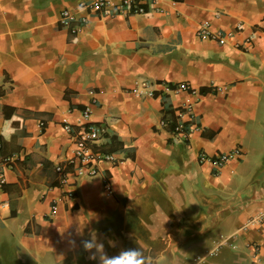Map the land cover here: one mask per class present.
<instances>
[{
	"label": "crops",
	"instance_id": "crops-1",
	"mask_svg": "<svg viewBox=\"0 0 264 264\" xmlns=\"http://www.w3.org/2000/svg\"><path fill=\"white\" fill-rule=\"evenodd\" d=\"M84 1L0 0V132L12 156L0 157V264H70L97 226L156 192L201 216L158 261L225 240L221 264H264V221L248 223L264 213V0H149L145 14L106 17ZM66 8L89 14L78 34L59 21ZM203 24L225 42L200 37ZM145 80L153 95L133 91ZM182 82L195 92L167 87ZM87 123L110 134L92 150L119 163L72 177L66 198L56 167L74 169ZM236 148L220 174L199 162Z\"/></svg>",
	"mask_w": 264,
	"mask_h": 264
},
{
	"label": "rangeland",
	"instance_id": "rangeland-1",
	"mask_svg": "<svg viewBox=\"0 0 264 264\" xmlns=\"http://www.w3.org/2000/svg\"><path fill=\"white\" fill-rule=\"evenodd\" d=\"M172 200L162 192L151 193L145 198L138 199L136 203H130L121 219L97 226L93 234L104 244V250L108 255L118 254L121 248L141 246L152 264H192L194 257L198 255L205 256L202 264H221L223 248L227 246L225 240L223 245L211 254L197 252L192 244L186 251L174 254L165 252L158 261L159 255L167 246L179 248L188 228L201 217L194 209L195 206L173 204ZM93 234L87 240L92 239ZM90 255L91 253L82 247L70 264H98L97 260L90 259ZM179 257L183 258L182 262H178ZM240 263L243 264V261Z\"/></svg>",
	"mask_w": 264,
	"mask_h": 264
},
{
	"label": "built area",
	"instance_id": "built-area-1",
	"mask_svg": "<svg viewBox=\"0 0 264 264\" xmlns=\"http://www.w3.org/2000/svg\"><path fill=\"white\" fill-rule=\"evenodd\" d=\"M172 1H180V0H172ZM149 0H118V2H114L113 0H88L81 3V7L86 8L88 12L93 13L100 17H106L115 14V12L120 13H130V14H145L146 13V5ZM153 4V8L159 10L157 8L158 0H151ZM89 15V14H88ZM78 17L75 12L71 9H64L60 16L59 21L62 26L68 27L74 34H78L82 28L89 23V16ZM72 23H75L72 25ZM198 35L202 38H213L218 40L219 42H225L227 36L225 34H212L209 29V24H203L198 32ZM170 90L175 91H191L195 92V90L191 87V85L187 82H182L177 86H167ZM151 88V81L145 80L138 83V86L134 88V92L143 93L146 91L149 95H153L154 92ZM188 109V108H187ZM191 109V108H189ZM90 112L89 107L85 110V115H88ZM192 114V113H190ZM64 129L69 133H74L73 125L66 124ZM103 129L94 123H87L83 126V128L76 133L77 136V144L74 156L69 160L71 164L74 165V169H66L65 167L58 165L56 170L59 174V185L62 188H66L64 191V196L66 198H73L74 193L73 190L67 188V185L70 184L71 178H79V177H95L100 174V163L106 162L111 164L119 163L118 158L113 153H99L94 152L91 148V143L99 140ZM176 133L183 134L185 139L189 136V132L185 130V125L183 122H180L177 126ZM243 152L241 149L236 148L230 152H224L219 155L210 156L205 152H201L199 154V162L200 163H210L217 174L222 172V169L225 165L234 157L242 156ZM12 161V156H8L5 158V162L10 164ZM4 183V177L0 178V185ZM104 185L108 193L113 192L112 180L109 177L104 178ZM58 201L55 200L53 204V211L58 209ZM264 221V213L255 214L251 217L248 223L261 224ZM224 241H219L216 247L213 249L211 253L216 252L222 245ZM254 252L257 254L259 251V246L257 244H253ZM205 260V256L198 255L194 258L193 264H202ZM253 264H258V262L254 261Z\"/></svg>",
	"mask_w": 264,
	"mask_h": 264
},
{
	"label": "clouds",
	"instance_id": "clouds-1",
	"mask_svg": "<svg viewBox=\"0 0 264 264\" xmlns=\"http://www.w3.org/2000/svg\"><path fill=\"white\" fill-rule=\"evenodd\" d=\"M110 243L114 244V242ZM83 247L91 253L90 259L97 260L98 264H152L141 246L121 248L118 254L108 255L104 250V244L97 240L95 234L92 239L83 241Z\"/></svg>",
	"mask_w": 264,
	"mask_h": 264
},
{
	"label": "trees",
	"instance_id": "trees-1",
	"mask_svg": "<svg viewBox=\"0 0 264 264\" xmlns=\"http://www.w3.org/2000/svg\"><path fill=\"white\" fill-rule=\"evenodd\" d=\"M103 137L105 138H110V134L109 132H102L101 134ZM103 153H110V152H107V151H104ZM10 155V154H9ZM7 155L5 152H4V141H3V133L0 132V157L2 158V160L9 156Z\"/></svg>",
	"mask_w": 264,
	"mask_h": 264
}]
</instances>
